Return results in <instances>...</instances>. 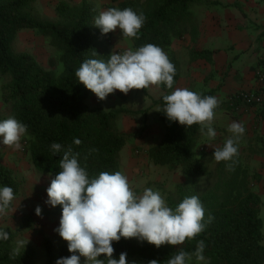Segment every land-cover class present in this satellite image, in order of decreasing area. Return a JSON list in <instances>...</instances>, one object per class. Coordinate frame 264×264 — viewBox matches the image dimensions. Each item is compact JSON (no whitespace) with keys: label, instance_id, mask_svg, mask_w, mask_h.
Returning <instances> with one entry per match:
<instances>
[{"label":"trees","instance_id":"1","mask_svg":"<svg viewBox=\"0 0 264 264\" xmlns=\"http://www.w3.org/2000/svg\"><path fill=\"white\" fill-rule=\"evenodd\" d=\"M107 8L131 7L142 12L145 22L138 38L125 37L132 48L152 43L161 47L176 68L172 89L160 84L163 95L169 94L181 77V64L172 50L174 41L185 38V24L191 19V5L214 4L211 0H109ZM38 0H0V74L8 76L3 85V99L16 119L28 126L25 136L27 153L36 170L42 174L56 175L60 154L53 155V142L72 145L80 153L79 160L90 175L101 171H121V151L135 133L126 134L118 128L124 117H135L145 111L118 108L107 110L100 105L87 103L91 90L78 82L75 70L87 58L107 60L112 53L109 36L94 26L99 14L96 5L89 0L78 4L60 1L56 7V19L41 15L36 7ZM35 30L44 36L55 50L58 68L45 69L28 52H18L14 42L22 30ZM120 49L116 50L117 52ZM123 51V50H120ZM97 53L99 57L94 54ZM210 51L192 52L191 61L203 59ZM61 65V67H60ZM264 72V58L259 62ZM150 98L147 89H141ZM194 92H197L194 89ZM215 96V90L198 92ZM154 101L158 106L156 119L163 133L159 141L148 150L150 161L169 170L180 169L189 180L175 186L168 196V204L175 207L184 197L197 195L205 209V220L213 219L205 229L191 240L186 239L172 249H158L155 245L139 242L136 238L114 241V256L127 253L129 261L156 259L166 264L177 248L191 251L197 241L204 240L207 264H264V232L261 217L262 202L254 185L261 178L254 170V163L264 156V143L244 144L240 141L238 155L231 161H216L210 175L205 170L210 155L200 152L202 137L198 124L190 127L169 121L163 109L162 97ZM257 106L264 115L263 105ZM74 138L82 143L75 145ZM221 144L219 147H222ZM95 149L96 151H90ZM212 156V155H211ZM213 157V156H212ZM0 186H10L15 195L20 183L12 169L0 161ZM29 221L23 226L28 227ZM8 239H0V264H37L36 252L25 245L18 253L14 234L10 229ZM45 260L42 264H55L60 257L70 256L67 241L63 240L57 251L51 240L44 242ZM192 264H196L193 258Z\"/></svg>","mask_w":264,"mask_h":264},{"label":"clouds","instance_id":"2","mask_svg":"<svg viewBox=\"0 0 264 264\" xmlns=\"http://www.w3.org/2000/svg\"><path fill=\"white\" fill-rule=\"evenodd\" d=\"M145 22L142 12L131 7H111L99 12L94 26L102 34L119 29L123 37L138 38ZM99 57L97 53L94 54ZM108 59L87 58L75 70L78 82L91 90L100 100L120 90L127 94L131 89H147L151 85L164 84L172 89L176 68L168 55L158 45L147 43L137 48L128 47L113 51ZM162 113L169 121H176L186 127L198 124L200 133L208 140L216 138L213 126L215 109L219 101L216 96L202 95L189 88L177 87L163 95ZM246 129L242 122L228 125L229 135L222 147L214 148L212 154L217 161H231L235 164L240 141ZM28 132V126L10 116L0 120V144L22 150L21 139ZM73 143L82 141L74 138ZM53 155L60 154L59 168L46 189V204L61 207V216L56 231L67 241L70 256L60 257L55 264H144L127 259V253L114 256V241L121 238H136L155 245H181L201 233L213 217L205 220V209L197 195L187 196L175 207L170 206L161 193L146 187L142 192L133 190L128 176L122 171H101L90 175L82 166L80 153L72 145L53 142ZM90 151H96L92 149ZM15 193L10 186H0V217L12 209ZM15 210V209H14ZM13 210V211H14ZM41 215L38 205L35 209ZM9 233L0 227V239H8ZM204 240L197 241L194 250L177 248L166 264H207ZM20 251L19 246L13 250ZM147 264H161L152 259Z\"/></svg>","mask_w":264,"mask_h":264},{"label":"crops","instance_id":"3","mask_svg":"<svg viewBox=\"0 0 264 264\" xmlns=\"http://www.w3.org/2000/svg\"><path fill=\"white\" fill-rule=\"evenodd\" d=\"M211 1L214 4L196 3L194 5L193 3L194 6L192 5L193 7L190 8L191 19L184 26L185 38L174 41L172 45V50L181 64L182 71L175 88H189L197 92L215 90V96L219 101L218 107L214 110L213 119V126L217 133L216 138L208 140L206 136L202 135L199 140L198 150L210 155L209 160L213 159L211 155L214 148H218L231 135L228 132V125L233 121L242 122L245 126L246 131L241 140L242 143L255 142L258 145L264 143V115L261 114L260 108L235 100L236 95L240 92H259L261 90L257 71L260 69V60L264 58V0ZM56 18V14L51 16V19ZM254 23L260 25L258 30ZM108 34H110L108 44L112 52L131 47L129 41L122 36L120 31H113ZM202 51L212 53L203 59L191 61L192 52ZM132 90L136 91L137 89H131L129 92ZM140 91L142 93L138 101L143 106L127 109L145 111L144 114L137 116L147 115V117L151 111V115L154 116L152 118L154 123L148 128L153 125L159 126L160 124L156 119L158 106L154 101L161 98L164 93L163 90L160 85L149 86L147 93L152 99L147 98L141 89ZM122 95H128V93L125 94L116 90L109 94L106 99L100 100L93 93L91 105H100L111 110L117 100L123 97ZM152 110H155V115H153ZM128 118L130 116L124 117V123L128 121ZM122 131L126 134L136 132L135 129ZM135 137L137 143L133 146L130 145L124 154L122 151L125 146L121 151L122 166L128 161L132 147L141 144L145 148L144 152L147 153L152 144L157 142V140L151 141L150 137L146 139L147 136ZM6 154L12 157L13 161L20 159V155L14 148ZM213 161L215 168L216 161L214 159ZM7 166L12 169L10 164ZM254 170L261 176L253 188L260 196L257 188L264 189V156L256 160Z\"/></svg>","mask_w":264,"mask_h":264},{"label":"rangeland","instance_id":"4","mask_svg":"<svg viewBox=\"0 0 264 264\" xmlns=\"http://www.w3.org/2000/svg\"><path fill=\"white\" fill-rule=\"evenodd\" d=\"M60 1L78 4L82 0H38L36 7L41 15L51 18L52 15L56 14L55 7ZM89 1H92L96 5L99 12L103 9H108L107 5L110 4L109 0ZM194 5H196V3H194ZM254 24L258 30V26L260 25L256 23ZM115 31L120 30L116 29ZM108 36H110V34H108ZM14 48L18 52L31 53L45 69L55 70L59 67L54 48L50 46L44 36L35 30L26 29L20 31L14 42ZM8 81V76L0 74V120L12 116L8 104L3 99L2 91L3 85ZM141 93L140 89H137L136 91L132 90L128 92V95H122L123 97L118 99L115 106L111 108L136 109L141 107L143 104L138 101ZM92 94L87 101L89 105L92 104ZM152 113L155 115V110H152ZM151 116L150 111L148 117L147 115L130 117L125 123L124 118H121L118 121V128L121 132H123L122 130L127 131L135 129V136H147L146 139L150 137L151 141H159L163 130L160 125H153L151 128H148L154 123L152 119L154 116ZM25 141L26 138L22 137V150H17V153L20 155L18 161H13V158L6 154L13 149L12 147L0 144V161L6 166L8 164L12 166L14 175L20 183V192L15 195V200L12 204V209L15 210H9L6 215L0 217V227L10 229L13 232L16 247L19 246L21 249L24 248L25 245H31L36 252L37 264H42L45 260V240L49 239L52 241L55 251H57L62 244L63 238L54 231L59 225L61 207L59 205L52 207L45 203L47 200L46 189L49 187L54 175L42 174L36 170L31 163L29 154L27 153V144ZM135 143H137L136 137L130 138L122 151L123 154L129 149L130 145L133 146ZM144 150L145 148L142 147L141 144L132 147L130 155L128 156V161L123 163L124 165L127 164V167L123 165L121 171L128 176L133 190L142 192L146 187L153 188L154 190H158L168 203L167 198L170 193L174 191L175 186L179 183L186 182L189 178L184 176L180 169L169 170L167 168L156 166L149 160L147 153H145ZM213 170L214 161L211 159L208 162L205 172L210 175ZM257 191L260 193L262 202L261 217L263 220L264 232V189L257 188ZM38 205L42 209L41 215H37L35 212ZM26 221H29L30 225L28 227L23 226ZM174 246L175 245L165 244L158 247V249H172ZM83 260L84 258L81 257L82 264Z\"/></svg>","mask_w":264,"mask_h":264},{"label":"built area","instance_id":"5","mask_svg":"<svg viewBox=\"0 0 264 264\" xmlns=\"http://www.w3.org/2000/svg\"><path fill=\"white\" fill-rule=\"evenodd\" d=\"M257 77L260 81L261 90L259 92H240L236 95L235 100L246 105H263L264 104V72L257 71Z\"/></svg>","mask_w":264,"mask_h":264}]
</instances>
